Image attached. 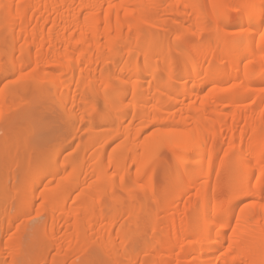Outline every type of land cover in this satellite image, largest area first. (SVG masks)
<instances>
[{"label": "bare ground", "instance_id": "bare-ground-1", "mask_svg": "<svg viewBox=\"0 0 264 264\" xmlns=\"http://www.w3.org/2000/svg\"><path fill=\"white\" fill-rule=\"evenodd\" d=\"M157 1L159 0H0V81L10 82L12 78L17 77L18 80L14 78L15 81H19L21 84L26 82L29 84L30 81L35 84L34 81L41 80L47 84L45 86L49 87L48 85H50L53 87V93L55 92V95L53 94L54 96L51 97H54L57 105L53 104L59 105V109H62L61 112L64 111L63 113L68 119L71 117L70 115L77 114V111L72 109V111L69 110V113L68 108L70 107L67 108L73 84L76 85V95H74V99L72 98V103L80 114V111L83 113L84 107H86V96L83 94L84 104L82 103L84 99L81 98L82 91L86 87L99 81V84L102 85L101 88L104 87L105 90H108L113 82L115 84L113 87L119 85L118 99L121 106L129 108V111L132 107L135 114L132 119L139 121L137 124L138 121L135 120L137 122L135 125L138 127H132L130 124V127L126 128L123 126L125 113L122 114L123 116L119 115L113 108L118 115L115 132L110 133L112 140L110 141L116 143L117 147L115 145L112 147L117 150L115 153H111L109 162L104 161L106 152L101 147L103 143L107 142L105 139L108 136H104L105 142L103 141L100 145L102 137L97 133L101 130L100 126H97L100 129H97V132L89 129V131H94L92 134L90 133L92 137L85 144H81L82 146L79 145L76 160L68 157L60 163V160L57 159L60 157V153L56 155L59 149L56 150L52 145L56 142L52 143L46 140L49 146L46 144L38 155L42 161L32 163L33 165L28 163L26 172L29 171L27 173L30 174L28 175L30 179L25 186H20L24 187L25 192V195L23 194V197L18 199L19 201L23 199L21 200L23 201L21 203H24L23 213L8 216L7 221L0 224V228L9 234L15 230L17 232L15 235L22 238L21 235L25 232L23 230L25 222L20 223V220H24L32 214L37 199V190L40 188L41 191L38 195L42 198L43 203L41 200L42 204L39 206L41 208L43 205L41 211L47 215L49 228L45 240L49 238L50 242L55 247L57 246L56 250L58 249L57 252H59V254L55 252L59 257L54 258V261L51 262L53 264H59L61 258L63 261V258L73 255H84L88 253L92 245L95 247L91 248L93 252L105 264L109 260L115 263L116 259L120 262L124 260L122 264H264V109L261 108L264 107V88H261L264 85V0H229L224 4L220 0H209V8H212L213 13L207 14L201 8L194 9L191 17L195 18L194 24H198L199 28L206 27L207 30L208 23L205 25V21L207 22L206 17L210 14V16L212 15L209 16L210 18H218L221 28L230 26L237 31L234 30L233 35L226 37L227 39H224L219 33L215 46L210 45V37L207 38L209 44L204 42L205 45L203 42L198 44V41L194 40L196 43L191 39L190 46L187 48L182 47L181 44L185 46L188 41L182 40L184 38L180 39L183 37H179L182 34L178 36L176 33H179L180 27H185L182 24H185L186 19L183 23L180 19L187 15L186 11L191 3L189 0H185L186 4H180V0L179 2L177 0L179 4L176 9V4L174 7L170 4L172 9L168 8L170 6L162 7L160 4V7L157 5V10L151 9L156 12L155 17L159 23L165 15H174L176 24L172 25L173 29L177 27L179 30L174 29L175 32L176 30L178 32H174L177 37L172 42H169L167 37L168 42L165 39L162 40L156 32L155 34L146 32L147 35H145L139 31L137 22L147 21L149 9L153 5L155 7ZM234 8L237 18H239L238 21H235L237 18L230 21L226 15V12L233 11ZM190 26L192 27V25ZM195 26L194 28H196ZM192 28L188 29L190 34L186 35L197 38L195 32L191 31L194 30ZM199 28L195 31L200 30L198 35L203 36L205 29ZM124 37L132 45L121 51V48H117V44ZM257 37L259 38L258 42H256ZM18 41H20L17 47L19 51L16 49ZM16 51L20 54L18 58L15 55ZM139 67L140 69H138ZM179 68L185 69L184 73H181L182 76L180 74L182 78L176 73ZM253 69H257L256 72L255 70L252 72ZM146 72H150L148 76L151 80L149 81H145L147 79V75L144 76ZM178 77L184 79L181 83L182 90H178L175 85ZM14 79L11 81L15 82ZM145 82L147 83L144 84ZM228 83H231V87L227 89L230 86ZM210 85H212L211 87L216 85V87L213 88V91L208 92L207 87L209 88ZM9 86L8 84L4 89L7 91ZM41 86V90H39L44 92L42 87L45 86ZM10 87L8 90L10 94L4 90L0 95L1 115L9 112L6 97L14 93L18 95L22 88L26 89L20 85V90L15 92L17 91L16 87ZM96 87L100 90L99 93L104 94L103 99L107 107L112 108L111 96L101 92L98 86ZM38 88L35 92L41 94L38 92ZM94 89L96 90V88ZM114 89L116 90L117 87ZM47 90L49 89L47 88ZM47 90L45 92L48 93ZM129 91L132 94L131 100L128 99ZM43 92L42 94H44ZM14 96L13 98H17L18 101V98L24 97L23 95ZM38 97L40 98L39 95ZM20 100L22 99L20 98ZM33 101L24 103L30 104ZM248 102L253 105H249ZM8 103L11 108L14 107L10 102ZM244 103L249 106L240 107ZM235 107L238 109L231 112V109ZM93 108L95 109V107ZM14 109L16 108L14 107ZM96 109H98L97 116H99L97 119L104 118L107 111L104 109L103 112L101 108ZM173 109H175L174 112H171ZM95 111L93 112L95 113ZM173 114L178 119L174 117L175 119L172 121ZM210 116L213 118H209ZM12 118L14 117L12 116ZM103 118L100 120L106 121L107 114ZM72 120L74 121L73 118ZM79 120L82 121L81 118ZM71 123L68 125L70 126ZM27 128H29L28 134L32 135L34 130L32 131L29 126ZM111 130L110 132H112ZM224 130L228 132L227 141L223 138ZM102 131L105 129L100 132ZM71 133H73L72 130ZM50 138L53 137L50 136ZM24 139L26 142L28 141L26 136L20 140ZM17 140L16 142H18ZM55 141L59 140L55 139ZM26 142L25 145L22 144L25 146L24 149L20 148L19 152L30 153L33 148L31 146L35 147L36 145ZM79 142L78 140V144ZM17 144L19 147L21 146V143ZM108 144L107 146H109ZM163 145L172 148L173 156L184 164L185 172L183 171V174L180 173V176H177L178 181L173 179L172 174H170L172 180L169 181L168 178L166 180L167 183L164 187H167L175 196L172 206L168 204V196L165 197L167 189L162 188L166 192L164 191V195L162 193L160 196L155 190L159 187L154 188V183L153 186L151 183L147 185L149 186V199L156 200L155 203L159 204L158 212L147 213L148 221L151 220L156 224L155 239L158 246L152 247L153 249L149 246L152 249L150 258L147 257L145 258L147 260L137 263L139 259L135 255L137 251L130 250L131 253H134L130 254L128 251L129 255H127V247H129L127 243H130L132 237L130 236V240L128 231L121 228L124 224L126 225V222L122 224L123 226L119 225L118 233L116 232V235L120 236L117 238L123 239L124 246H127L126 249L124 247L126 253L123 252V254L125 253V255H121L123 260H119L121 257L119 258V246L117 239L114 240L116 238L114 232L124 212L120 209L121 202L119 201L121 199H118L117 191L119 190L116 188L119 187L128 192L131 171H135L134 175L138 179L143 176L150 178L149 168L152 167V153L157 147ZM63 149L66 152V149ZM91 150L93 153L87 159V152ZM104 150L106 151V149ZM219 150L225 152L224 167H226V174H231V184L234 186L225 194V199L217 186V188L214 186L211 193L209 189L214 174L215 157ZM64 155L66 157V154ZM38 156L37 158H39ZM30 158L33 159L32 155ZM35 161L38 159L32 162ZM48 162H50L53 171H56L57 176L54 177V174H51L49 178L41 180L49 171H47V168H50L47 166ZM103 162L104 165L108 164L99 172L98 168L102 166ZM251 163H253V167H251ZM167 169L169 168L167 167ZM186 170H190L188 171L190 174H187ZM169 173L171 172L169 171ZM194 175H197V179L192 178ZM74 176L75 178H73ZM87 177L90 180L88 185L85 181ZM54 181H57L55 186L51 185ZM195 181L198 185L196 188L203 190L200 189L193 200L190 198V192ZM163 184L165 185V183ZM77 188L82 190L81 194L69 202L72 191ZM168 193L170 194V192ZM4 196L7 200L8 195L4 193ZM158 196L162 200L157 203ZM183 200L185 201L183 202ZM245 201L250 202L247 209L241 207ZM181 202L186 204L183 207V212L179 210ZM139 204L136 216L132 215L135 218L134 222L139 219L140 211H147L146 203ZM141 217L143 218V216ZM129 218L131 221H129L130 219L128 221L134 224L131 215ZM160 218L161 220L158 222ZM142 221L146 220L142 219ZM59 223L64 227L63 235L60 234L61 237L59 233L62 231V226L59 230ZM135 225H138L137 222ZM136 230L142 232L138 231L139 229ZM130 231L133 232L134 229L130 228ZM133 241L135 244L138 241L136 245H140L139 240L133 239ZM11 246L9 245V249H12V252L17 244L13 245V248ZM50 248L51 246L48 249ZM14 249L16 250L18 247ZM18 252L19 249L11 253L12 264H19L21 254ZM44 256L42 257L46 259V255ZM42 257H40L41 260ZM118 264L120 263L118 262Z\"/></svg>", "mask_w": 264, "mask_h": 264}, {"label": "rangeland", "instance_id": "rangeland-1", "mask_svg": "<svg viewBox=\"0 0 264 264\" xmlns=\"http://www.w3.org/2000/svg\"><path fill=\"white\" fill-rule=\"evenodd\" d=\"M19 1V0H18ZM160 1V2H159ZM159 1H157V4H155V7H154V5L152 6V7H150V9H149V14H148V18H147V21H139V22H137V26H138V28H139V31L142 33V34H145V35H147V33L146 32H151V33H154L155 34V32H156V34H158L159 35V37L162 39V40H164L165 39V41H167L168 42V40H166V37H167V39H169V42H172V40L175 38V37H177V36H175V34H174V32H175V30L174 29H176L175 27H174V29H173V26H175L174 24H176V22H174V18L175 17H173L174 15H172V14H168V15H165L164 17H165V19H164V17H162L161 18V21H160V23L157 21V19H156V12L154 11L155 9H156V7H157V5H161L162 7H164L165 6V8L167 7V6H170V4H172L171 6L172 7H174V5H175V9H176V7H178L177 6V4H179L178 2H179V0H178V2H177V0H175V1H172V0H159ZM191 3H190V7L187 9V11H186V16H185V18H182L181 17V19L180 20H182V23L184 22V19H186V21L187 20H189V21H187V23H186V21H185V24H182L183 26H185V27H180V31H179V33H176V32H178V30H176V34H178V36L180 35V34H182V35H180L179 37H181V36H183V37H181L180 39H182V38H184V39H182V40H185L187 43H188V45L186 46V44L187 43H185V46L183 45V44H181V46L182 47H184V48H187L188 46H190V43L189 42H191L192 40H193V42H196V41H198V44L199 43H201V42H203V45H205L204 44V42H207V38L208 37H210V39H209V41L211 42L210 43V45L212 46H215L216 44H217V35H219V33H220V35H222V37L225 39L226 37H229V36H231V35H233V32H234V30L235 31H237L236 29H234V28H231L230 26H225V27H222L221 28V25H220V22L218 21V18L217 17H214V18H210L211 16H210V14L209 15H207L208 13H210V12H212L213 13V10L211 11V9L209 8V0H189ZM228 2L229 0H220V2L222 3V4H224V2ZM235 1H238V0H235ZM240 1V0H239ZM159 2V3H158ZM175 2V3H174ZM186 4V1L185 0H180V4ZM226 4V3H225ZM160 5L158 6V7H160ZM191 5H193V7H191ZM168 7V8H171L172 9V7ZM180 6V5H179ZM183 6V5H182ZM181 6V7H182ZM186 6V5H185ZM184 7V6H183ZM192 9V11H191V9ZM197 8H201L202 10H204V12H206L205 14L207 15V22L205 21V25H206V23H208V25H207V30H206V27L204 28L205 29V34H204V32L203 31H201V32H203V36H201V35H198V32L200 31V30H197V31H195L196 29H198L199 28V26H198V24H194L195 23V18L193 17H191L192 15L191 14H193V10L194 9H197ZM151 9H154V10H151ZM235 9V8H234ZM157 10V9H156ZM152 11V12H151ZM155 14H154V13ZM188 12V13H187ZM192 12V13H191ZM189 13H190V15H189ZM211 13V14H212ZM227 14V18H230L229 20L230 21H234V19H236L237 18V12H236V9L235 10H233V11H228V12H226ZM210 16V17H209ZM155 17V18H154ZM171 17V18H170ZM190 17H191V19H190ZM209 17V18H208ZM180 18V17H179ZM193 19H194V21H193ZM216 19V20H215ZM232 19V20H231ZM238 19L239 18H237L235 21H238ZM173 20V21H172ZM193 22H192V21ZM157 21V22H156ZM190 21H191V23H190ZM217 21V23H215ZM155 22V23H154ZM189 22V23H188ZM157 23V24H156ZM215 23V24H214ZM155 24H156V26H160V28H158V27H156L155 26ZM161 24H162V26H161ZM187 24V25H186ZM218 25V27H217V25ZM173 25V26H172ZM190 25H192V27L190 26ZM194 25H196L195 27L196 28H194ZM181 26V25H180ZM210 26V27H209ZM187 27V28H186ZM188 27H190V28H192V29H194V30H191V31H194L195 32V36H197V38L196 37H193V36H189V35H186L187 33H189L190 34V32H189V30L188 29H190V28H188ZM198 27V28H197ZM209 27V28H208ZM220 27V28H219ZM186 28V29H185ZM199 29H201V28H199ZM204 29H201V30H204ZM221 29V30H220ZM223 29V30H222ZM185 30V31H184ZM188 30V32H186ZM219 30V31H218ZM171 31H173V32H171ZM218 31V32H217ZM223 31V33H221ZM183 32H184V34L186 35H184L183 34ZM148 33V34H149ZM232 33V34H231ZM174 34V35H173ZM192 34H193V32H192ZM169 36V37H168ZM215 36V37H214ZM164 37V38H163ZM187 37V38H186ZM193 37V38H192ZM202 37V38H201ZM190 38V39H189ZM200 38V39H199ZM126 39V40H125ZM192 39V40H191ZM202 39H203V41H202ZM206 39V40H205ZM212 39V40H211ZM227 39V38H226ZM258 37L256 38V42H258ZM194 40H196V41H194ZM200 40V41H199ZM165 41H163V42H165ZM197 43V42H196ZM17 44V46H16V49H18V51H19V48H17L18 47V45L20 44V41H18V43H16ZM165 44H166V42H165ZM206 44H209L208 42L206 43ZM132 45V43H130L129 44V42H127V38L126 37H124L123 38V40H121L118 44H117V48L118 49H120L121 51L122 50H124L125 48H127L128 46H131ZM200 45H202V44H200ZM209 45V46H210ZM119 46V47H118ZM208 46V45H207ZM124 48V49H123ZM190 48V47H189ZM186 50H188V49H186ZM17 52V51H16ZM16 56H17V58L20 56V54H19V52H17V54H15ZM15 56V57H16ZM178 56H180V55H178ZM181 57V56H180ZM141 64H143V63H141ZM179 64V63H178ZM140 67H141V65H140ZM140 67L138 68V69H140ZM183 68V67H182ZM254 70H255V72H256V70L257 69H253L252 70V72H254ZM177 72V75L178 76H180V74L182 73H184V71H185V69L184 70H182L181 68H179L178 70H176ZM158 72V71H157ZM162 72V71H161ZM179 72V73H178ZM150 74V72H146L145 73V75L144 76H146L147 75V79L145 80V81H149V80H151V78L148 76ZM182 74H181V76H182ZM140 75H142V74H140ZM180 76V77H181ZM139 77H143V76H139ZM180 77H178L177 79H176V81L177 82H175V85L177 86V88H178V90H182V85H181V83L183 82V80L184 79H181ZM15 78V77H14ZM14 78H12L11 80H13ZM150 78V79H149ZM181 80H180V79ZM16 80H18L17 79V77L15 78ZM15 79H14V81H15ZM10 80V82L9 81H0V95L4 92V88H5V86H7L8 84L10 85V86H14V87H16L17 85H23V87L24 88H26V89H24L23 90V88L21 89L22 90V93H20L21 92V90H20V88H19V86L18 87H16V90L17 91H15V92H18L19 90V94L18 95H16V93H12L13 95H15V96H17V97H20L21 95H23L24 97L22 98V97H20L22 100H20V98H18L19 99V101L17 100V98H13V95H9V96H7L6 97V99L8 100V102H10V104H12V106H14L16 109H14V107L13 108H11L10 107V105H9V103L6 101V103H7V105L9 106V109H8V113H5L4 115H1L0 114V212H1V214H0V224H2V222H6L7 221V217L8 216H12V214H16V213H23V211H24V208L22 207L23 206V204L24 203H21V202H23V201H21V200H23V199H21L20 201L18 200V199H20V197L22 198L23 196V194L25 195V192H24V187H20L21 185L22 186H25V184L27 183V181H29V179H30V176H28V175H30L29 173H27V172H29V171H27L26 172V170H27V166H28V163H30V164H35V163H39V162H41L42 161V158H40L38 155H39V151L40 150H42L43 148H45L44 146L47 144L48 145V143L46 142V140L48 141H51L52 143H53V141L54 142H56V144L55 143H53L52 145H53V148H55L56 150L57 149H59V150H57V152H56V155H57V153L59 154L60 153V157H57V159L58 160H60L59 162L60 163H62V161L63 160H65V158H72V159H75L76 160V157L78 158V148L80 147V146H82L83 145V143L85 144L86 142H88L89 140H90V138L92 137V132H94V131H89V129H91V130H95L96 132L98 131V130H104L105 129V131H102V132H100V131H98L97 133H99L100 134V136L102 137V141H101V143H100V145H102V143H103V141H104V136L105 137H107L106 139H105V141H107V142H105V143H103V145L101 146L102 148H104V149H106V151L104 150V149H102L104 152H106V154H105V160L104 161H107V162H109L110 161V158H111V153L112 152H114L115 153V150H117L116 148H113L114 147V145L116 146V143L114 142V143H112L111 141V138H110V133L111 134H113V131L116 129V123H117V115H118V113H119V115H124V113H125V115L123 116L124 117V124H123V126H125L126 128L128 127H130V124H132V127H135V126H137L138 127V125H135V123H137L135 120H137V119H135V120H133L132 118H133V116L135 115L134 114V110H133V108L131 107L130 109H131V111H129V108H124L123 106H121V103H120V101H119V97H118V86L119 85H117V86H114L113 87V85H115L113 82H111V87L109 86V88L110 89H106L105 90V88L104 87H102L101 88V86L102 85H100L99 84V81H97L94 85L93 84H91V86L90 87H86L83 91H82V94H81V98L82 99H84V102H82L83 104L85 103V97H83L84 95L86 96V104H85V106L86 107H84V109H85V111L83 110V113L80 111V114H79V111L74 107V104L72 103L73 102V99H74V95H76V85H74L73 84V86H72V88H71V93H69V100H70V103L68 104V106H67V108L68 107H70V108H68V111L70 110V111H72V110H74L77 114H75V112H74V114L75 115H70L73 119H74V121L72 120V118L71 117H69V119L71 120V121H73L72 123H71V121L69 122V119H68V117L63 113L64 111H62L61 112V110L62 109H59V105L58 106H56L57 104L55 103L56 101H55V99H54V97L52 98L51 96H54L55 95V92L53 93V87H50V85H48L49 87H47V86H45V85H47V84H45V83H43L41 80L39 81V80H37V82L36 81H34L35 82V84L33 83V81L31 82L30 81V85L28 84V82H26L25 84L24 83H20L19 81H17V82H19V83H17L16 81L15 82H13V81H11ZM111 81H114L113 79H111ZM3 82V83H2ZM9 82V83H8ZM17 83V84H16ZM115 83H117V82H115ZM147 82H145L144 84H146ZM4 84V85H3ZM40 84V85H39ZM41 84H42V86H45V87H42L41 86ZM44 84V85H43ZM228 84H230V86L229 87H227L228 86ZM227 85H226V87H227V89L228 88H230L231 87V83H228ZM16 85V86H15ZM38 85V86H37ZM9 86V88H8V90H10V87ZM26 86V87H25ZM27 86H29V87H27ZM40 86L42 87V89L44 88V94H42V92L40 91L41 90V88H40ZM96 86H98V88L99 89H101V92H104V93H106L107 95H110L111 96V100H112V108H109V107H107V105H106V103H105V101H104V94L103 93H99L100 92V90H98L97 89V87ZM212 85H210L209 86V88L207 87V89H208V92L210 91H213L214 89V87H216V85H213V87H211ZM35 87V88H34ZM39 87V88H38ZM117 87V89L115 90L114 88H116ZM18 88V89H17ZM37 88H38V92H41V94L40 93H36L35 92V90L37 91ZM47 88L49 89V90H47ZM94 88H96V90H97V92H96V90L94 89ZM113 88V90H111ZM212 88V89H211ZM261 88H264V85L263 86H261ZM7 89V88H6ZM40 89V90H39ZM51 89H52V91H51ZM207 89H206V91H207ZM8 90L6 91L5 90V92H8ZM49 91L48 93L47 92H45V91ZM105 90V91H104ZM110 90V91H109ZM264 90V89H263ZM11 91H13L12 89H11ZM113 91V92H112ZM75 92V93H74ZM110 92V93H109ZM180 92V91H179ZM9 94H10V92H8ZM46 93H47V95H46ZM97 93H99V94H97ZM112 93V94H111ZM207 93V92H206ZM205 93V94H206ZM36 94H37V96H36ZM50 94V95H49ZM54 94V95H53ZM84 94V95H83ZM101 94H103V95H101ZM38 95L40 96V98L38 97ZM72 95V96H71ZM129 97H128V99L129 100H131L132 99V94H131V91H129ZM14 96V97H15ZM29 96V97H28ZM41 96H43V97H41ZM101 96V97H100ZM115 96V97H114ZM1 97V96H0ZM27 97V98H26ZM46 97V98H45ZM71 97V98H70ZM28 98H30L29 100H28ZM36 98V99H35ZM43 98V99H42ZM73 98V99H72ZM115 98V99H114ZM12 99V101H10V100ZM15 99V100H14ZM34 101H33V100ZM14 100V101H13ZM17 100V101H16ZM33 101V102H31L30 104L28 103V104H25L24 102L25 101ZM43 100V101H42ZM52 100H54L53 102H52ZM251 100H254V99H251ZM17 103H16V102ZM22 101V102H21ZM48 101V102H47ZM11 102H13V103H11ZM19 102H21V103H19ZM51 102H52V104H51ZM14 103H16L15 105H14ZM37 105H36V104ZM49 105H48V104ZM53 103H55V104H53ZM93 103V104H92ZM248 104L250 105L251 104V106L253 105V103H251V102H248ZM247 103L245 104L244 103V105H240V107H248L249 105H248ZM19 105V106H18ZM36 105V106H35ZM32 106V107H31ZM48 106H50V107H48ZM54 106H56V107H53ZM264 106V105H263ZM73 107V108H72ZM93 107H95V109L93 108ZM239 107V106H238ZM11 108V109H10ZM31 108V109H30ZM51 108V109H50ZM57 108V109H56ZM96 108H101L102 110H103V112H104V109H105V111H107V112H105V115H104V118L106 117V114H107V118H105V120L106 121H102V120H100L101 118H103V117H101L100 119L98 118L97 119V117H99V116H97V110L98 109H96ZM118 112H115V110ZM237 107H235L234 109H231V112L233 111V110H235ZM261 108H263L264 109V107H261ZM72 109V110H71ZM101 109H99V110H101ZM126 109H128V110H126ZM238 109V108H237ZM94 110H96L95 111V113L93 112ZM133 110V111H132ZM174 110L175 109H173V111H171V112H174ZM11 111H13V113H11ZM70 111H69V113H70ZM148 111H149V109H148ZM85 112V113H84ZM4 113V112H3ZM11 113V114H10ZM9 114V115H8ZM64 114V115H63ZM95 114V115H94ZM175 114H176V112H175ZM175 114H173L172 116H171V119H172V121H174V119L175 118H177L178 119V117H176L175 116ZM68 115V116H69ZM3 116H6V117H4L3 118ZM12 116L14 117V118H12ZM32 116V117H31ZM34 116H35V118H34ZM27 117H28V120H27ZM67 117V118H66ZM175 117V118H174ZM212 116H210L209 118H211ZM34 118V119H33ZM65 118H66V120H65ZM81 118V120L83 121H85V123H83L82 121H80L79 119ZM103 118V119H104ZM213 118V117H212ZM2 119H4V120H2ZM26 119V120H25ZM29 119H31V120H29ZM68 119V120H67ZM76 119V120H75ZM177 119H176V121H177ZM25 120V121H24ZM27 121V122H26ZM30 121V122H29ZM99 121H100V123H99ZM135 121V122H134ZM138 121V120H137ZM69 122V123H68ZM30 123H31V125H30ZM70 124L71 123V125L69 126L68 124ZM103 123V124H102ZM25 124V125H24ZM34 124V125H33ZM97 124V125H96ZM101 124V125H100ZM137 124H139V121H138V123ZM244 123H242V125H243ZM20 125H23V126H20ZM84 125H85V127H84ZM134 125V126H133ZM245 125V124H244ZM31 127L30 129H32V135L30 134H28V129L29 128H27V127ZM35 126V127H34ZM91 126H92V128H91ZM100 126V129L98 128V127ZM105 126V127H104ZM20 127V128H19ZM23 127V128H22ZM32 127H34V128H32ZM70 127V128H69ZM72 127V128H71ZM94 128V129H93ZM70 129V130H69ZM75 129V130H74ZM98 129V130H97ZM110 129H112L111 131L112 132H110ZM71 130H72V132L73 133H71ZM108 130V131H107ZM25 132V135H24V132ZM76 131V132H75ZM78 131V132H77ZM226 130H224V132H223V138H224V140L225 141H227L228 140V132L226 131ZM105 132V133H104ZM115 132V131H114ZM78 133V134H77ZM91 133V134H90ZM106 133H108L107 135H106ZM76 134V136H74ZM91 136H90V135ZM224 134H226V135H224ZM28 135V136H27ZM79 135V136H78ZM103 135V136H102ZM26 136V138L28 139V141L26 142L25 141V139L23 140V141H21L24 137ZM32 136V138H30ZM50 136H52L53 138H50ZM61 137V139H60V137L58 138H55V137ZM90 136V137H89ZM112 136V135H111ZM19 139H18V138ZM23 137V138H22ZM49 137V138H48ZM18 140H17V139ZM64 138V139H63ZM79 138V139H78ZM109 138V140H107ZM21 139V140H20ZM31 139V140H30ZM55 139L57 140H59V141H55ZM16 140L19 142V143H21V146L19 147V144H17L18 142H16ZM63 140H65V141H63ZM78 140L80 141L79 142V144H78ZM87 140V141H86ZM111 140V141H110ZM26 143H28L29 142V144H31V142H32V145H35V147L34 146H31V154L29 153V152H26V151H24V150H22V151H24V152H19V151H21V149H24L23 147H25L24 145V143L25 142ZM35 143H34V142ZM48 141V142H49ZM84 141V142H83ZM110 141V142H109ZM24 142V143H23ZM108 142H109V144H108ZM67 143V144H66ZM22 144H24V145H22ZM54 144H55V146H54ZM82 144V145H81ZM107 144L109 145V146H107ZM80 145V146H79ZM99 145V146H100ZM49 146V145H48ZM67 146V147H66ZM77 146V147H76ZM107 146V147H106ZM113 146V147H112ZM27 147H29V146H27ZM42 147V148H41ZM59 147V148H58ZM100 147V148H101ZM117 147V146H116ZM21 148V149H20ZM36 148V149H35ZM47 148V147H46ZM63 148H65L66 149V152H65V150L63 149ZM98 148V147H97ZM99 148V149H100ZM29 149H30V147H29ZM34 149V150H33ZM114 149V150H113ZM26 150V149H25ZM61 150H62V153H61ZM28 151V150H27ZM30 151V150H29ZM76 151V152H75ZM18 152V153H17ZM38 152V153H37ZM20 153V154H19ZM24 153V154H23ZM26 153V154H25ZM76 153V154H75ZM88 154H87V159L90 157V155L93 153V151L91 150V151H88L87 152ZM22 154V155H21ZM34 154V155H33ZM62 154V155H61ZM64 154H66V157H65V155ZM70 154V155H69ZM30 155V156H29ZM31 155H32V157H33V159L32 158H30L31 157ZM64 155V156H63ZM152 167H150L149 169V177L150 178H147V176L145 177V176H143V177H141L140 179H138L134 174H135V171H131V173L130 174H132V176H131V181L129 182V189H128V192L127 191H125V190H123V189H121V188H119V187H117L116 188V190H119V191H117V193L119 194V196H118V199H121L119 202H121L120 204H119V206H120V209L124 212V214L122 215L123 217H121V219L119 220V222H118V225H117V227L115 228L116 230H115V234H114V236H116V238H114V240H116L117 241V244H118V248H119V250H118V253H119V258L121 257V255L123 254V252H125L126 253V251H124V247H125V249H126V247L127 246H124V243L122 242V240H121V238H117V236H118V234L116 235V232L118 233V227H120V226H123L122 224H124V223H126V225L124 224V226L123 227H121V228H124V229H126L128 232V234H130V235H128L129 236V239H130V236L132 237V240L131 241H129L130 243H127V245L129 246V247H127V255H129L128 254V251L130 252V250L131 251H137L138 252V254H137V252H135L136 254V256H137V263H142L143 261H145V260H147V259H145V258H147V257H149L151 254V251H152V249L154 248V247H157L158 245H157V243H156V230L155 229H157V227H155L156 226V224L153 222L152 223V221L151 220H149V221H151L150 223H148L149 221H148V214H150V213H155V212H158V208H159V204L157 205L156 203H155V201L154 200H150L149 199V186H147L149 183H151L152 184V186H153V183H154V185L155 186H153L154 188H156V186H157V188L160 190V189H162V188H165V189H167V187H164V186H166V183H167V178H168V180L170 181V180H172L171 179V176H170V174H172L173 175V179L175 180V181H178V177L180 176V173L181 174H183L182 172L185 170V167H184V164L182 163V162H180V161H177L176 160V158L173 156L174 154H173V150H172V148L171 147H169V146H167V145H163V146H159V147H157L156 149H155V151L152 153ZM225 155V152L223 151V150H219L218 151V153L216 154V157H215V167H214V174H213V177H212V180H211V183H210V185H209V189H210V193L214 190V186H215V188H217L218 187V189L220 190V192L222 193V195H223V197H224V199H225V194L230 190V189H232L234 186L231 184V178H232V176H231V174L230 173H227L226 174V167H224L225 165H224V163H223V156ZM22 156H23V158H22ZM25 156H27V157H25ZM36 156V157H35ZM37 156L39 157V158H37ZM62 156V157H61ZM30 158V161H28L29 160V158ZM27 158V159H26ZM38 159V161H35V162H32L33 160H37ZM175 161H177V162H175ZM106 163V162H105ZM29 164V165H30ZM32 164V165H33ZM49 164V165H48ZM48 164H47V166L48 167H50V168H47V173H46V175L45 176H43V178L41 179V180H45V179H47V178H49L50 176H51V174H54V177H55V175L57 174L56 173V171H53V168H52V166H51V164H50V162H48ZM106 164H108V163H106ZM105 164V165H106ZM102 166H99V168H98V170H99V172L100 171H102L103 169H104V167H105V165H104V162L101 164ZM166 166V167H165ZM170 166V167H169ZM60 167H62V165L60 164ZM167 167L169 168V169H167ZM251 167H253V163H251ZM29 168H30V166H29ZM171 169V170H170ZM184 169V170H183ZM169 171L171 172V173H169ZM187 171V174H190V172L188 173V171H190V170H186ZM185 172V171H184ZM56 173V174H55ZM53 176V175H52ZM57 176V175H56ZM169 176V177H168ZM178 176V177H177ZM197 177V175H194V177L192 176V178H196ZM73 178H75V176L73 177ZM86 178V177H85ZM170 178V179H169ZM178 178V179H177ZM197 179V178H196ZM74 180V179H73ZM89 180V178L87 177V179L85 180V181H87L86 183H87V185H88V183L90 182V180ZM199 180V179H198ZM198 180H196V181H198ZM194 182L193 183V185H192V187H191V192H190V198L191 199H193L194 197L196 198V196L198 195V193L200 192V189L201 188H199L198 189V187L196 188V183L197 182ZM200 181V180H199ZM57 181H54L53 182V184H51V185H53V186H55L57 183H56ZM41 183H42V181H41ZM85 183V184H86ZM163 183H165V185L163 184ZM90 184V183H89ZM198 184H199V182H198ZM160 185L162 186L163 185V187H160ZM86 186V185H85ZM198 186V185H197ZM217 186V187H216ZM233 186V187H232ZM87 187V186H86ZM119 188V189H118ZM79 189L80 188H77V190L75 189V191H72V194L70 195L71 197H70V200H69V202H71V201H73V200H75V198L76 197H78L80 194H81V192H82V190L80 189V191H79ZM148 189V190H147ZM158 189H155L156 190V192L157 193H159L158 195H160L161 196V194L162 195H164V193L166 192V190L164 189H162V190H160V192H159V190ZM6 190H7V193H6ZM201 190H203V189H201ZM40 191H41V189L39 188L38 190H37V201L35 200V203H34V206H33V211H32V214L29 216V217H27V218H24V220L22 219V220H20V223L21 222H25L24 223V225H23V230H25V232L23 233V235H21L22 236V238L19 236V235H15V234H17V232L15 231V233L13 234V235H15V236H13L12 235V233L14 232V231H12V232H10V234H9V232H5L4 230H1V228H0V264H12V258H11V253H13V251H16V250H18L19 249V252L18 253H20L21 255H20V259H19V264H50L51 262H53L54 261V258L56 259L57 257H59L58 256V254H59V252H57V250H56V247H55V245H53L51 242H50V240H49V238H48V240H45L46 238H47V233L46 232H48V218L46 217L47 215H45V213H43L42 211H41V209H42V207H43V205H42V207L40 208V206H41V204L43 203V200H42V198L41 197H39L40 195H38L39 193H40ZM165 191V192H164ZM209 191V190H208ZM74 192V193H73ZM80 192V193H79ZM130 192V193H129ZM168 192H170V194H172V192L171 191H169L168 189H167V195H165V197H167L168 199H167V201H168V204L169 205H171L172 203H174V200H175V196H173V194L172 195H170ZM4 193H5V195H8V197H6V198H8L7 200L5 199V196H4ZM116 193V194H117ZM197 193V194H196ZM18 195V196H17ZM3 196H4V198H3ZM76 196V197H75ZM1 197H2V199H1ZM39 197V198H38ZM159 197V196H158ZM164 197V196H163ZM11 198V199H10ZM41 198V199H40ZM72 198V199H71ZM160 198V197H159ZM159 198H157L158 199V201H157V203L159 202V200H162L161 198L159 199ZM10 199V200H9ZM11 200H12V202H11ZM41 200H42V203H41ZM194 200V199H193ZM185 200H183V202H184ZM109 203H111L110 201H108ZM11 203H13L12 204V206H11ZM139 203H141V204H144V203H146V206H148L147 207V211H149V212H147V211H140V217H139V219H136V222H137V224L138 225H135V223L136 222H134V219L135 218H133V216L135 217L136 216V213L139 211H137V208H138V205H140ZM149 205H148V204ZM244 203V205H241V207L243 206V208L245 207L246 209L247 208H249V205H250V202L249 201H245V202H243ZM242 203V204H243ZM248 203V204H247ZM39 204H40V206H39ZM1 205H3V206H1ZM133 205V206H132ZM173 205V204H172ZM171 205V206H172ZM186 204L185 203H182L181 202V205H180V207L179 208H181V209H179L180 210V212H183L182 210L184 209L183 207L185 206ZM121 206H124L123 208L121 207ZM137 206V207H136ZM4 209H2V208ZM134 207H136V208H134ZM170 207V206H169ZM21 208H23V210H21ZM127 208V209H126ZM133 209V210H132ZM135 209V210H134ZM40 210V212L38 213V211ZM17 211V212H16ZM125 211H127L126 213H125ZM130 211V212H129ZM132 211H133V213H132ZM137 211V212H136ZM3 212V213H2ZM129 212V213H128ZM135 212V213H134ZM146 213V214H143V213ZM38 213V214H37ZM131 213V214H130ZM148 213V214H147ZM152 213V214H153ZM10 214V215H9ZM43 216H42V215ZM130 214L131 215V217H132V219H133V222H134V224L133 223H131V222H129V221H131V219L129 218V216L128 215ZM133 214H135V215H133ZM133 215V216H132ZM144 215H146V216H144ZM127 216V217H126ZM141 216H143V218L141 217ZM149 216H151V215H149ZM147 217V218H146ZM3 218V219H2ZM4 218H5V220H4ZM144 219V220H146V221H142V219ZM130 219V220H129ZM46 220H47V222H46ZM127 220V221H126ZM129 220V221H128ZM138 220V221H137ZM160 220H161V218L159 219V221L158 222H160ZM122 221V222H121ZM141 221V222H140ZM157 221V220H156ZM4 222V223H5ZM140 224H139V223ZM144 222V223H143ZM46 223V224H45ZM152 223V224H151ZM60 225H58V229L60 230V228H61V226H62V228H61V230L62 231H60V233H59V236L61 237L62 235H63V233H64V230H63V225H61V223H59ZM63 224V223H62ZM128 224H131V225H128ZM154 224V225H153ZM120 225V226H119ZM133 225H135V226H139L138 228L137 227H135V226H133ZM128 228V229H127ZM130 228H131V230H133L134 229V235H132L133 234V232L132 231H130ZM136 229H139L138 231H142L141 233L140 232H137V230ZM47 230V231H46ZM135 230H136V232H135ZM132 232V233H131ZM5 233V234H4ZM62 233V235H60ZM7 234V235H6ZM25 234V235H24ZM14 238H13V237ZM113 236V237H114ZM9 237H12V238H9ZM19 237H20V239H19ZM118 237H120V236H118ZM18 238V239H17ZM133 239H136V240H139V243H140V245H136V244H138V241H136L137 243L135 244V240L133 241ZM154 239H155V241H154ZM11 240V241H10ZM9 243V244H7V243ZM123 244H122V243ZM146 242V243H145ZM15 245V244H17V246L16 247H18V249H14V248H16V247H14L13 245ZM143 245H142V244ZM8 246H7V245ZM48 244V245H47ZM135 244V245H134ZM149 244V245H148ZM9 245L11 246V248H13V251L11 252V250L9 249L10 247H9ZM19 245V246H18ZM51 246V248L50 249H48L50 246ZM123 245V246H122ZM132 245H134V246H132ZM155 245V246H154ZM123 248H122V247ZM137 246V247H136ZM138 246H139V248H138ZM152 248H150V247ZM132 247H134L133 248V250H132ZM136 247V248H135ZM45 248V249H44ZM91 248L92 249H94L95 247H94V245H92L91 246ZM91 248H89L90 250L88 251V253H85L84 255L82 254L81 256H70L69 258H63V261H61L62 260V258H61V260H59L60 261V263L59 264H105V263H103V261H101V259L96 255V253H94L93 252V250L91 249ZM121 248V249H120ZM148 248H150V249H148ZM43 249V250H42ZM49 250L48 251V253H47V250ZM53 249V250H52ZM123 250V251H122ZM151 250V251H150ZM46 251V252H45ZM55 252H57V253H55ZM120 252H122L121 254H120ZM43 253V254H42ZM44 253H46V254H44ZM125 253L123 254V255H125ZM132 253H134V252H132ZM131 252H130V254H132ZM57 255V256H55V255ZM95 254V255H94ZM44 255H46V259H44L45 258V256ZM122 255V256H123ZM138 255H139V257H138ZM42 256H44V258L42 257ZM52 256H54V257H52ZM40 257H42V260H41V258ZM11 258V259H10ZM50 258V259H49ZM117 258H118V256H117ZM150 258V257H149ZM148 258V259H149ZM44 259V260H43ZM51 259H53V260H51ZM48 260V261H47ZM117 261H118V259H116ZM115 260V261H116ZM119 260H123L122 259V257H121V259H119ZM126 260H127V258H126ZM143 260V261H142ZM44 261V262H43ZM113 262L112 260H109V261H106L108 264H118V262L120 263V264H122V263H124V260H123V262H120V261H118V262ZM110 262V263H109ZM106 263V264H107ZM126 263V262H125ZM51 264H53V263H51Z\"/></svg>", "mask_w": 264, "mask_h": 264}]
</instances>
